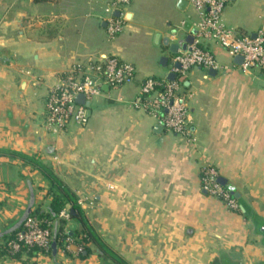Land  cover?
Wrapping results in <instances>:
<instances>
[{"label": "crops", "instance_id": "crops-1", "mask_svg": "<svg viewBox=\"0 0 264 264\" xmlns=\"http://www.w3.org/2000/svg\"><path fill=\"white\" fill-rule=\"evenodd\" d=\"M112 1L0 0V150L50 166L84 211L90 205L92 214H85L97 235L128 264H264V70L243 71L236 56L203 41L222 68L216 74L192 68L183 80L191 94L190 134L171 133L132 101L146 78L168 77L170 45L195 37L200 16L189 0L183 9L180 0H131L119 11L123 30L112 37L106 12ZM223 20L239 34H254L264 29V0H231ZM107 55L134 64L135 80L102 83L85 126L49 131L51 89L76 65L93 74ZM207 164L239 194V210L201 188ZM50 187L38 168L0 153V232L19 221L32 193V209H46ZM64 208L72 211L69 203ZM70 220L73 228L65 229L73 235L81 225ZM67 251L0 255V264H100L91 254Z\"/></svg>", "mask_w": 264, "mask_h": 264}, {"label": "built area", "instance_id": "built-area-1", "mask_svg": "<svg viewBox=\"0 0 264 264\" xmlns=\"http://www.w3.org/2000/svg\"><path fill=\"white\" fill-rule=\"evenodd\" d=\"M231 0H189L191 6L199 14L194 42L186 50L180 49L173 56V64L169 73H174L175 79L168 77L149 76L142 83L139 95L132 101L136 108L145 110L154 116L164 128L184 138L190 134L191 120L187 99L191 95L184 93L183 80L188 77L194 67L221 69L216 55L202 45L203 41H213L221 45L232 56H242L240 68L248 71L253 67L264 70V29L254 34L242 35L235 28L224 23L223 15ZM131 0H113L106 8L108 13L107 29L114 37L123 30L124 20L115 12H122ZM180 63V67L176 64ZM228 70L227 66H223ZM93 74H87L80 65L74 66L60 82L51 89L45 116V127L53 132H65L70 126H85L90 120L89 106L77 102V97L84 94L90 101L101 92L102 83L110 86H124L133 82L137 69L134 64L121 60L116 55H107L92 66ZM218 169L205 165L201 170V188L213 197L223 200L233 210H239V203L232 191L219 181ZM79 203H82L79 200ZM59 218L71 219V210L64 208ZM56 221L50 217H42L34 212L25 220L21 229L5 244L9 251L17 252L24 247H38L44 252L52 250ZM66 250L72 246L77 251L83 250V245H75L71 237L64 239Z\"/></svg>", "mask_w": 264, "mask_h": 264}, {"label": "trees", "instance_id": "trees-1", "mask_svg": "<svg viewBox=\"0 0 264 264\" xmlns=\"http://www.w3.org/2000/svg\"><path fill=\"white\" fill-rule=\"evenodd\" d=\"M3 152L12 154L14 156H19L22 160H24L25 163L31 164L33 167L38 168L50 181V185H51L50 195L52 196V201L50 202V204L46 209L38 208L36 209L35 212L39 216L50 217L55 219L56 229L54 233V238L57 241L58 247H61L66 250L64 239L68 236L71 238H76L77 239L76 242H78V244L80 245H83L84 252H87L86 254H90L92 252L91 251L92 247L95 246L100 249L106 260L112 261L115 264H128L124 260V258H122L116 252L111 250L109 246L99 238L95 229L89 222L85 214V211L78 203L77 195L67 188V186L54 173L53 169L50 166L43 163L35 156H29L12 150L11 151L0 150V153ZM68 203L71 204L72 219L76 220L82 227L81 230H75L73 235H71L65 229L66 225L68 224V221L64 218H59V214L61 210ZM17 231L5 235L4 238L6 239L9 238L10 236L14 237ZM23 252L26 253V256H36L38 255V253H40L38 247H32V248L24 247L20 251L11 252L9 251L6 244L0 245V255H8L14 258H18V257H22ZM46 253L52 254L53 248L50 252H44L41 254H46Z\"/></svg>", "mask_w": 264, "mask_h": 264}, {"label": "water", "instance_id": "water-1", "mask_svg": "<svg viewBox=\"0 0 264 264\" xmlns=\"http://www.w3.org/2000/svg\"><path fill=\"white\" fill-rule=\"evenodd\" d=\"M180 5L179 7L180 8H184V4H186L188 1L187 0H180ZM116 15L119 16L120 15V12L119 11H116ZM194 35L193 34H189L186 38H185V42L184 44H179V43H173L170 45V49H171V52L176 54L179 49H183V50H186L188 48V45L189 44H192L194 42ZM166 44H169L170 42V39L169 38H166L165 40ZM236 60L240 63L243 62V57L242 56H236ZM167 63H168V57L166 56H163L162 59H161V65L166 67L167 66ZM178 67H180V63H177L176 64ZM211 73L213 74H216L217 73V70L215 69H211L210 70ZM175 74L174 73H170L168 75V78L169 79H175ZM77 102L79 103H85L87 106L90 105V101L86 100L85 98V95L84 94H80L78 97H77ZM219 181L223 184V185H226L227 184V180L226 178L220 176L219 177ZM236 196H239L238 193L235 194ZM34 200H35V196H34V193H32V196H31V202L29 203L27 209L25 210V212L23 213V215L21 216V218L19 219V221L14 224L12 227L4 230L3 232H0V238L4 237L5 235L9 234V233H13L17 230H19L20 228H22L25 220L28 218V216L32 213V208H33V205H34ZM264 231V229H263ZM52 248H53V252L56 254L57 253V241L56 239L54 238L53 240V243H52ZM87 253V252H85Z\"/></svg>", "mask_w": 264, "mask_h": 264}, {"label": "rangeland", "instance_id": "rangeland-1", "mask_svg": "<svg viewBox=\"0 0 264 264\" xmlns=\"http://www.w3.org/2000/svg\"><path fill=\"white\" fill-rule=\"evenodd\" d=\"M93 99H94V98H93ZM85 202H86V201H84L83 203L86 204ZM88 202H89V201H88ZM90 204H91V203H90ZM86 205H87V207H86L85 212H88V214H92V209L90 208V205H89V204H86ZM35 211H36V209L33 210V212H34L35 214H37ZM33 212H32V213H33ZM88 216H91V215H88ZM71 219H72V217H71ZM67 221H68V220H67ZM70 222H73V220H70ZM70 222H68L67 229L73 228L72 225L70 226V224H71ZM81 228H82V227L80 226V229H78V230H81ZM54 233H55V232H54ZM11 237H12V236H10L9 238H6V239L3 237V238L1 239V241L4 242L3 244H5V242H6L8 239H10ZM64 250H65V249H64ZM91 251H92V252L90 253L91 255L95 256L96 258H97V257L100 258V254H99V252L96 250V247H92V250H91ZM39 252H40V254H41V253H44V251H43V250L40 251V249H39ZM68 252H69L70 254H69ZM73 253H75L76 255L73 254ZM48 254H49V253H48ZM52 254H53V253H52ZM67 254H68V255H71L72 257L75 256V257H77V258H78V257L81 258V257L84 256V248H83L82 251H77V250L74 251V250H72V249H71L70 251L68 250V251H67ZM53 255H54V254H53ZM87 255H89V254H87ZM103 256H104V255H103ZM22 257H26V253L23 252ZM28 259H29V257H28ZM107 261H108V260H105V259H103V258H102V260H101V258H100V264H108V263H105V262H107ZM28 262H30V261H28ZM30 263L32 264V262H30ZM30 263H29V264H30Z\"/></svg>", "mask_w": 264, "mask_h": 264}]
</instances>
